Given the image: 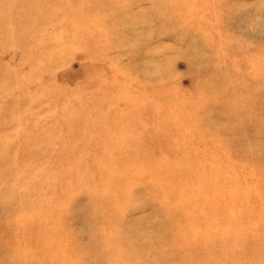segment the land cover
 <instances>
[{
	"label": "rangeland",
	"instance_id": "374dc122",
	"mask_svg": "<svg viewBox=\"0 0 264 264\" xmlns=\"http://www.w3.org/2000/svg\"><path fill=\"white\" fill-rule=\"evenodd\" d=\"M0 264H264V0H0Z\"/></svg>",
	"mask_w": 264,
	"mask_h": 264
}]
</instances>
